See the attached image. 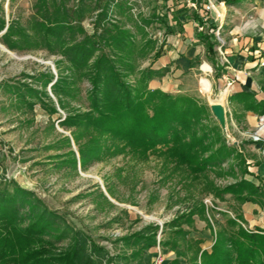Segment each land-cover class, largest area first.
<instances>
[{"label":"rangeland","instance_id":"obj_1","mask_svg":"<svg viewBox=\"0 0 264 264\" xmlns=\"http://www.w3.org/2000/svg\"><path fill=\"white\" fill-rule=\"evenodd\" d=\"M38 1L0 0V23L5 21L6 26L16 24L17 28L26 32V38H31H27V42L25 38L22 40L15 36L22 48L11 51L1 42L0 36V44L18 57L14 58L0 49V192L13 194L17 184L32 192L44 208L52 212L59 222L61 220V226H55L52 235L45 237L56 243V249L67 247L70 243V238L57 240L61 230L70 227L81 231L92 243L106 249L108 259L124 253L130 256L134 248L126 247L122 239L141 232L149 235L151 227L158 226L156 248L160 244L164 251L166 249L163 243L171 241L178 244L181 254L188 252L187 256L193 260L197 252L196 246L187 242V238L174 235L175 229L171 226L173 221H178L180 216L189 213L191 207L201 199L205 205L206 217L196 214L193 216V225L185 223L182 229L201 232L208 223L216 240L217 231L228 229V219L236 217V207L240 202L229 194L221 201L207 191L206 180L186 179L182 173L175 172L171 163H166L154 153L148 158H139L129 150L117 155L104 150L98 158L90 157L83 165L79 151L88 140L81 139L76 143L74 134L77 130L64 127L59 122L69 112L87 110L90 84L86 80H76L74 96L72 94L73 97L69 100L66 98L65 109L59 104L52 86L60 77L71 75V64L62 54L50 50V47H55L54 44L44 41V31L31 22ZM112 1L111 11L103 17L102 24L111 23L128 31L134 42L130 45L133 50L131 62L139 69L150 66L154 69L155 53L158 50L164 52L166 46L163 21L170 22L169 7L180 0ZM93 3L94 0H85L83 4L85 15L82 25L89 34L94 33L98 17V12H93ZM78 4V0H67L70 10L76 9ZM184 8L179 12H189L188 6ZM155 17H160V20ZM215 34L219 35L218 43L225 45L221 27L217 28ZM104 50L110 53L109 47H104ZM218 53L223 57V52L220 53L219 49ZM262 63L264 65V52ZM209 66H197L191 75L178 78L181 92L176 95L200 99L208 114L207 124L214 131L219 130L226 145L235 146L246 162L264 159L262 142L253 141L254 136L264 138L260 122L264 113H256L257 123L250 127L244 101L235 100L230 103L227 96L229 94L224 92L220 95V92L211 90V80L206 76L212 71ZM250 71L264 97V70ZM42 74L52 75L54 81L45 84L47 79L42 78ZM135 79L136 76L133 75L128 77L132 84ZM15 85L33 87L38 91L41 101L56 107L58 112L50 115L37 98L31 100L32 97L22 88L27 101L36 103L30 109L27 103L22 102L11 91V87ZM216 100H220L226 109V132L211 111V103ZM212 137L217 139L214 132ZM104 142L105 140L102 141V146ZM218 147L219 144H216L214 150ZM238 163L240 160L236 157L228 158L221 168H215L220 175L209 172V181L218 188H225L246 179L247 175H243ZM232 168L235 170L233 173ZM30 212L26 208L21 209L18 214L24 219L21 221L24 227L36 221L41 214ZM238 223L249 231L242 221ZM196 263L201 264L199 257ZM103 264L110 263L105 260Z\"/></svg>","mask_w":264,"mask_h":264},{"label":"trees","instance_id":"obj_2","mask_svg":"<svg viewBox=\"0 0 264 264\" xmlns=\"http://www.w3.org/2000/svg\"><path fill=\"white\" fill-rule=\"evenodd\" d=\"M84 1L78 0L77 8L70 10L67 0H39L31 21L35 27L44 31V41L54 44L55 47H50V50L62 54L71 64V75L60 77L52 86L59 104L65 109L66 98L69 100L74 96L76 80H86L90 84L87 110L69 112L59 122L64 127L77 130L74 134L76 143L81 139L88 140L79 151L82 164L90 157L98 158L104 150L111 152V155L129 150L139 158H148L154 153L166 163H171L175 172L182 173L186 179L206 180L207 191L221 201L225 200L227 194L240 204L263 197L262 181L256 184L243 178L225 188H218L209 181V172L220 175L215 168H221L228 158L236 157L240 160L238 165L243 175L249 174L251 165L242 158L235 146L226 145L219 130L214 131L207 124L208 114L200 99L173 95L149 87L152 80L166 76L170 68L155 70L150 66L139 69L131 62L133 50L130 45L134 42L130 33L111 23L104 25L101 22L111 11L112 0H94L93 12H98V17L93 34H89L82 25L85 15ZM203 17L210 21V15L206 12ZM155 18L160 20V17ZM163 23L167 34L174 32L168 21ZM5 28L6 22L2 21L0 31ZM216 30L217 27L211 23L207 33L199 34L206 48L207 60L218 69L216 59L220 43L215 35ZM15 36L22 40L25 38L27 42L31 40L26 38V32L17 28L16 24H9L1 42L11 51L22 48ZM106 46L110 48L109 54L104 50ZM161 56L162 52L158 50L155 61ZM130 75L136 76L134 84L128 80ZM41 77L47 79L45 84L54 81L52 75L42 74ZM22 88L32 97L31 100L37 98L50 115L58 112L56 107L42 102L38 91L33 87H11L16 97L27 103L30 109L36 103L27 101ZM240 100L245 102L247 109L264 113V97L260 91L253 90L252 94H242ZM213 132L217 136L216 140L212 137ZM216 144L219 147L214 150ZM234 171L232 168L231 172ZM26 208L32 214H41L36 221L24 227L21 225L24 219L18 214L21 209ZM205 213V205L200 199L191 207L189 213L180 216L178 221H173L171 226L175 229L174 235L187 238L188 231L182 229L183 224L191 226L194 215L205 218ZM236 219L242 221L239 215H236ZM227 223L228 229L217 231L211 251L201 253V264H264V231H247L230 218ZM61 224V220L59 222L52 212L44 208L32 192L17 184L13 194L1 191L0 264H103L105 260L110 264H144L147 254L156 249L158 226H152L149 235L141 232L122 239L126 247L134 248L130 256L124 253L108 259L106 249L92 243L81 231L70 227L61 230L57 238L58 241L70 238V243L67 247L56 249V243L46 240L45 237L52 235L55 226ZM163 246L172 251L178 249V244L171 241H165ZM198 255L199 252H196L191 264H197Z\"/></svg>","mask_w":264,"mask_h":264},{"label":"crops","instance_id":"obj_3","mask_svg":"<svg viewBox=\"0 0 264 264\" xmlns=\"http://www.w3.org/2000/svg\"><path fill=\"white\" fill-rule=\"evenodd\" d=\"M179 2L172 3L173 8L169 7L171 10L169 24L174 32L167 34L164 28L166 46L162 56L154 61L155 70L169 67L170 71L166 76L152 80L149 87L176 95L181 92V82L178 78L191 75L197 66L210 65L209 70L212 71L206 76H209L211 80L210 82L207 79L211 90L215 93L220 92V95L224 92L229 94L227 96L230 103L240 100L242 94H252L253 90H261L253 80L251 76L253 72L250 70H264L261 58L264 52V0H218L216 10L210 13V21H205L203 17L205 15L204 3L197 0H180ZM185 6H188L189 12H179ZM184 16L187 17L184 18ZM200 20H202L201 24ZM211 23L217 28L221 27L225 38V45H221L223 57L218 53L216 59L219 64L218 69L207 60L206 48L199 34V32L207 33L208 25ZM7 28L8 25L0 31L1 37ZM200 70L204 72V69ZM256 118L254 111L250 109L246 111V119L250 127L257 123ZM247 163L251 166L246 179L256 184L262 181L264 184V159L258 162L251 159L247 160ZM235 215H239L249 231H264V196L240 204L236 207ZM233 219L240 221L236 217ZM187 239L192 246L193 244L196 246L199 258L203 251L210 252L216 241L208 223L201 232L188 231ZM165 249L166 264H174V262L191 264V258L187 256L188 252L185 255H178L179 246L175 251L167 247ZM155 256L156 250L149 252L144 258V264H153Z\"/></svg>","mask_w":264,"mask_h":264},{"label":"built area","instance_id":"obj_4","mask_svg":"<svg viewBox=\"0 0 264 264\" xmlns=\"http://www.w3.org/2000/svg\"><path fill=\"white\" fill-rule=\"evenodd\" d=\"M197 1L204 3V9H205L206 14L210 15V13H212L216 10V5H217L218 0H197ZM205 21H208L207 17L205 18ZM216 38L218 40L219 35H216ZM218 49L221 53L222 52L221 51V45L218 47ZM260 122H261V128H263V130H264V117L261 118ZM253 138H254L253 139L254 142H262V145L264 146V138H262L261 136H254ZM166 263H167V256L164 253V251L162 250L161 245L159 244L158 247L156 248V256H155V259L153 261V264H166Z\"/></svg>","mask_w":264,"mask_h":264},{"label":"water","instance_id":"obj_5","mask_svg":"<svg viewBox=\"0 0 264 264\" xmlns=\"http://www.w3.org/2000/svg\"><path fill=\"white\" fill-rule=\"evenodd\" d=\"M52 86V85H51ZM211 111L219 122L221 128L226 132V110L222 103L217 100L211 103Z\"/></svg>","mask_w":264,"mask_h":264},{"label":"bare ground","instance_id":"obj_6","mask_svg":"<svg viewBox=\"0 0 264 264\" xmlns=\"http://www.w3.org/2000/svg\"><path fill=\"white\" fill-rule=\"evenodd\" d=\"M0 49L5 53H9V55H11L12 57H14V58H17L18 59V57L15 55V54H13V53H11L7 48H5L3 45H1L0 44Z\"/></svg>","mask_w":264,"mask_h":264}]
</instances>
